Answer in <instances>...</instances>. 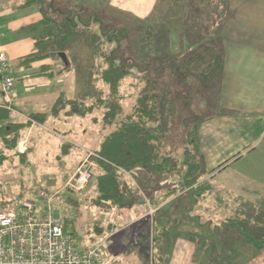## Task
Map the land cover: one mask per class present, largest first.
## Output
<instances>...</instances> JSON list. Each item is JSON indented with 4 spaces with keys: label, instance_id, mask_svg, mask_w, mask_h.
I'll list each match as a JSON object with an SVG mask.
<instances>
[{
    "label": "rangeland",
    "instance_id": "obj_1",
    "mask_svg": "<svg viewBox=\"0 0 264 264\" xmlns=\"http://www.w3.org/2000/svg\"><path fill=\"white\" fill-rule=\"evenodd\" d=\"M54 1L58 6L60 0ZM23 2L24 0H0V27L5 40L17 39L19 46L23 45L21 49L25 50L19 52L30 54L34 50L31 38L27 36L28 33L20 34L16 28L27 18L39 15L40 11L37 6L17 7ZM63 2L61 3L63 9L69 7L70 10L79 11L75 4ZM120 5L124 8V5ZM82 6L80 14L87 15L90 10L91 12L95 10L102 20L99 23L91 22L89 27L91 33L99 29L103 32L114 29L125 31L123 36L120 35L118 40L115 39L105 47L107 51L116 49V53L125 58L129 65H136L141 70L147 68V64L143 63L145 59L141 61L143 57L152 58L157 68L160 55L174 59L186 57L187 49L182 47L187 41L186 27L191 28L195 21L200 22L208 40L209 37L222 40L226 51L222 80L210 82L205 97L192 96L188 111L197 118H211L201 131V143L208 171L238 154L244 152L245 154L243 157L235 158L238 160L230 161V166L226 170L209 180L211 190L205 197L186 195L185 205L181 206H187L189 199H200L198 205L194 206L195 209L191 205L183 207V211L192 209L190 212L193 216V218L188 216L184 220L183 232L186 233L189 230L187 228L195 232L203 228L211 237V244L215 242L237 244L235 234L232 232L228 234L226 231L229 230H225L226 226L223 225L224 219L233 214L229 210L236 207L233 197L241 196L245 200L249 196L250 199V189L256 187L260 190L261 183L250 180V176L255 179L260 175L264 181V163H261L264 162V126L262 122L256 124L258 119L264 118V0H161L154 15L149 17L148 14L141 21H137L132 14L115 11L116 8L110 6L109 0H102V4L97 7L87 3H82ZM85 29L86 27H81V30ZM160 35H167L166 48L158 47L156 44ZM161 40L164 39L161 38L159 41ZM70 46L74 48V54L68 56L70 72L59 78L33 77L32 73L36 71V66L24 69L17 65V57L13 59L11 70L16 90L14 106L23 117L51 111L62 93L70 99H82L87 102L91 98L108 96L109 89L97 77L96 63L93 62L90 48L85 41L80 39ZM59 64L61 66V63ZM152 67L148 65V68ZM132 83L137 81L130 78L121 88L125 95L121 102L125 113L130 112L135 102L136 92ZM103 115V109L87 117H66L60 112L58 116H51L44 125L34 127L26 125L22 129L23 137L19 143L29 140L30 146L25 151L27 153L21 154L17 149L6 151V156L0 164V186L4 192L17 200L32 199L38 203L42 211L46 210L47 200L40 197L39 193L45 192L52 196L51 206L56 216L59 209L71 216L72 211L69 210L67 198L68 191L72 190L65 187L87 155L94 153L112 130V127L103 125ZM22 116L12 112L11 120L24 123L25 119ZM250 146L258 148L251 152L246 151ZM91 185L81 192L74 191L80 202L77 215L75 214L76 227L79 231L76 246L82 249L103 244V258L100 264H132L126 246L114 238L119 231L118 227L128 223L131 213L123 212L121 216L117 215V211L109 213L110 217L105 222L107 230L105 236L101 238L91 235L93 225L96 220H100L98 209L90 205L89 200L93 194ZM262 191L264 192V187ZM196 193L198 192L194 194ZM223 199L229 201L231 207L224 206L222 211L219 210L220 215L203 211L204 207L221 205ZM152 210L150 209L142 218H151ZM135 222L132 223V227H135ZM215 226H219V230L211 236V230ZM128 230L131 231L129 228ZM132 238L134 237L130 239ZM119 247L121 249H118ZM240 247V252L243 253L244 250L242 246ZM201 255L199 254L198 258H201ZM238 258H241V255Z\"/></svg>",
    "mask_w": 264,
    "mask_h": 264
},
{
    "label": "trees",
    "instance_id": "obj_2",
    "mask_svg": "<svg viewBox=\"0 0 264 264\" xmlns=\"http://www.w3.org/2000/svg\"><path fill=\"white\" fill-rule=\"evenodd\" d=\"M75 5L79 11L83 9L82 3L75 2ZM29 6L39 8L41 19L27 30L40 28L39 35L35 51L19 58L17 65L24 69L36 66L33 77L59 78L70 72L69 64L66 66L63 63L60 53L66 52L71 43L82 39L96 63L97 77L109 89L107 97L98 96L88 102L70 99L62 93L51 111L31 115L44 124L60 112L66 117H87L103 109V125L112 127V130L94 151L95 155L90 157L96 166L91 167L93 179L88 187L93 182L90 187L93 194L89 201L100 214L91 235L105 236L109 213L117 211V215L121 216L123 212H129L131 218L125 226L118 227L114 238L126 246L132 264H150L151 260L153 264H168L166 244L170 239L175 241L179 238L180 233L186 234L200 250L211 248L213 243H210L211 237L204 232L205 229L195 232L187 228L189 230L183 232L184 220L188 216L193 218L192 209L183 211V207L191 205L195 209L200 199L192 198L187 206L181 205H185L186 195L205 197L211 190L209 180L226 170L230 161L241 157L238 154L208 171L201 131L211 118H197L188 111L192 96L205 97L208 84L222 80L226 64L222 40L217 37H209L208 40L200 22L193 21V33L188 31L185 44L180 41V45L187 49L186 57L174 59L160 55L158 68L152 58L143 57L141 61L145 59L143 63L147 64V68L144 66L141 70L136 65H129L116 53V49L107 51L105 47L123 36L124 30L89 31L91 22L102 21L97 13L82 15L79 11L55 5L54 0H25L19 7ZM83 26L85 30H81ZM161 38L164 40L159 41ZM166 38L167 35L159 36L158 47L168 46ZM48 60L52 63H47ZM148 65L153 67L148 68ZM130 78L137 81L131 84L136 95L130 112L125 113L121 104L125 95L121 88ZM26 125L30 123L13 122L11 113L0 109V164L6 151H16ZM68 192L67 203L72 215H67L66 228L71 229L77 238L79 231L75 214L80 204L79 196L74 191ZM250 193V199L249 196L245 200L241 196L233 197L236 207L229 210L233 214L224 219L223 225L229 232L240 234L242 246L245 244L247 248L260 252L264 251V193L254 190ZM220 203L217 207L202 209L220 215L224 206L231 207L226 199ZM150 209L154 210L151 218L143 219ZM134 222L135 227H132ZM218 227L211 230L212 235Z\"/></svg>",
    "mask_w": 264,
    "mask_h": 264
},
{
    "label": "built area",
    "instance_id": "obj_3",
    "mask_svg": "<svg viewBox=\"0 0 264 264\" xmlns=\"http://www.w3.org/2000/svg\"><path fill=\"white\" fill-rule=\"evenodd\" d=\"M14 86L9 57L0 49V109L16 113ZM26 120L31 127L39 125L32 117ZM28 146V139L21 141L17 150L23 154ZM94 155H87L65 188L81 192L88 187L93 179L91 167L96 166L90 159ZM39 195L47 200L45 211L36 201L17 200L0 186V264H100L103 244L79 249L72 230L66 228L68 213L59 209L56 216L52 196Z\"/></svg>",
    "mask_w": 264,
    "mask_h": 264
},
{
    "label": "crops",
    "instance_id": "obj_4",
    "mask_svg": "<svg viewBox=\"0 0 264 264\" xmlns=\"http://www.w3.org/2000/svg\"><path fill=\"white\" fill-rule=\"evenodd\" d=\"M63 1L60 0L59 2L60 7H62L61 3ZM75 2L79 4L87 3V4H90V6L93 5V7L94 6L97 7V5L99 6L102 4V0H69L68 2H63V3L72 5V4H75ZM159 3H160V0H109L110 6L116 8L115 11L118 10L119 12H125L127 14H132V16L135 17L137 21L138 20L141 21V19L146 17V15L148 16V14H149V17L151 15H154L155 10L157 9L156 7ZM120 4L124 5V8ZM20 5L21 3L17 5V7H19ZM65 9L70 10L69 7ZM95 13H96L95 10H92V12L90 10L89 12H87V15H90V14L93 15ZM40 19H41L40 14L33 15L31 18H27L26 20H24L23 24L20 27L18 25V27L16 28L17 32H21L20 34H22L23 32L28 33L27 36L31 38L33 45H34L33 52L35 51V42H36V38L39 35L38 30L40 28L37 29L36 31H32V30L30 31V30H27V28L31 25L38 24ZM188 31L191 32L193 31V29L191 28ZM18 43L19 42L17 39L14 41L5 40V37L3 38V33L1 30L0 49L5 51V53L8 55L10 64H12L13 59L16 57L19 59L25 55H28L25 53L24 55L22 52H19V51H25V50H22L21 48L23 47V45L19 46ZM65 53L67 57L69 55H73L74 48L70 46ZM74 58L76 57L74 56ZM39 78H45V77H39ZM14 89H15V86H14ZM10 113L12 114V112ZM15 114L22 116L21 113H18V112H16ZM26 117H31V116L23 117L25 119V122H28L26 120ZM260 122H262L264 126V118L261 117V119H258L256 124ZM39 124L40 126L44 125L41 123ZM257 148L258 146L257 147L250 146V148H247L246 151L251 152L252 150H256ZM244 154L241 153V157H243ZM261 163L263 164L264 162L261 161ZM261 163H260V167L262 166ZM256 174L257 172L254 175ZM256 177L257 178L254 179L253 176H250V180H257L255 183H261V186L259 187L260 190H258L256 187L252 188L251 190L264 193L262 191V188L264 187L263 185L264 181H262L263 178L260 175ZM226 232L229 234L231 231L230 232L226 231ZM232 233H234L235 236L237 237L236 238V240H238L237 244L236 243L235 244H232V243L222 244V243L215 242L213 243V246L209 248L208 250H200L197 244L194 241H192L186 234L180 233L181 235L179 236V238H176L175 241L170 239L169 242L166 244L167 252L169 254L168 264H264V251L259 252L251 248H247L245 244L242 246L240 234L235 231H233ZM214 235H211V236H214ZM240 246H242V249L244 250L243 253L240 252L241 251ZM199 254H202L201 258H198ZM240 255H241V258H238V256Z\"/></svg>",
    "mask_w": 264,
    "mask_h": 264
},
{
    "label": "water",
    "instance_id": "obj_5",
    "mask_svg": "<svg viewBox=\"0 0 264 264\" xmlns=\"http://www.w3.org/2000/svg\"><path fill=\"white\" fill-rule=\"evenodd\" d=\"M60 57L62 58V60L65 63V65L67 66L69 62H68V57H67L66 53L65 52H61L60 53Z\"/></svg>",
    "mask_w": 264,
    "mask_h": 264
}]
</instances>
